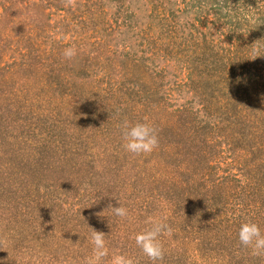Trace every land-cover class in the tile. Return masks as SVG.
<instances>
[{
	"label": "rangeland",
	"instance_id": "1",
	"mask_svg": "<svg viewBox=\"0 0 264 264\" xmlns=\"http://www.w3.org/2000/svg\"><path fill=\"white\" fill-rule=\"evenodd\" d=\"M149 217L155 264H264L237 236L264 232V0H0V262L88 264L94 230L99 264H154Z\"/></svg>",
	"mask_w": 264,
	"mask_h": 264
},
{
	"label": "clouds",
	"instance_id": "2",
	"mask_svg": "<svg viewBox=\"0 0 264 264\" xmlns=\"http://www.w3.org/2000/svg\"><path fill=\"white\" fill-rule=\"evenodd\" d=\"M76 54L75 47H68L63 51V56L67 59H71ZM121 137L124 150L134 155L151 153L159 145L157 131L148 122L125 120L121 125ZM118 204V207L110 204L106 210H110L117 217L127 218L129 216L128 209L120 205L119 201ZM148 223L150 226L135 234L134 239L144 255L155 264L164 255L161 237L170 235L172 228L163 219L149 217ZM237 236L241 245L252 249L253 255L264 253V232L258 223L251 220L243 221L239 226ZM104 237L103 233L93 230L90 239L93 246L92 256L89 258L88 264H99V261L108 255ZM110 264H135V261L133 258L117 252L112 255Z\"/></svg>",
	"mask_w": 264,
	"mask_h": 264
}]
</instances>
